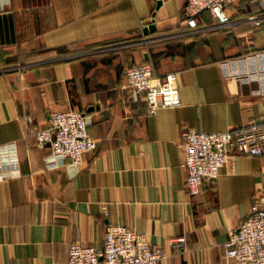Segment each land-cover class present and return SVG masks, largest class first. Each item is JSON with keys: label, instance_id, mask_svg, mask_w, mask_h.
Listing matches in <instances>:
<instances>
[{"label": "crops", "instance_id": "0c3cea01", "mask_svg": "<svg viewBox=\"0 0 264 264\" xmlns=\"http://www.w3.org/2000/svg\"><path fill=\"white\" fill-rule=\"evenodd\" d=\"M158 1L0 0V146L16 147L0 181V264H67L71 245L101 250L109 224L163 249L160 264H234L225 243L255 202L264 205V156L228 163L191 197L180 145L185 130L264 123L259 84L222 71L264 50V25L245 21L262 5L238 0L225 7L230 24L207 31V12L191 30L186 0ZM142 62L152 84L176 75L179 107L149 114L131 100L122 71ZM69 110L90 116L96 150L78 168L49 170V145H36L24 119L46 129ZM179 237L175 250L168 241Z\"/></svg>", "mask_w": 264, "mask_h": 264}, {"label": "built area", "instance_id": "2783aa9c", "mask_svg": "<svg viewBox=\"0 0 264 264\" xmlns=\"http://www.w3.org/2000/svg\"><path fill=\"white\" fill-rule=\"evenodd\" d=\"M238 0H186V27L196 30L198 17L207 12L215 25L207 31L227 27L230 19L225 7ZM262 10L245 18L246 23L264 25V0H258ZM140 27H146L144 21ZM226 78H237L244 84H259L255 93L264 95V50L223 66ZM125 89L132 101L146 102L148 113L172 109L181 105L174 73L165 77L161 84H152V69L142 62L123 68ZM91 118L76 110L56 113L52 125L38 129L28 116L24 124L30 128L40 148L49 145L45 166L55 170L68 164L78 168L83 157L96 150V142L88 135ZM181 166L186 171L185 188L189 196L202 192L205 184H214L219 171L228 163L232 166L240 157L264 156V123L252 121L224 132L205 133L185 130L182 133ZM15 144L0 146V181L10 178L9 169L16 163ZM106 214V213H105ZM169 246L181 250L184 237L170 239ZM168 255L161 248L148 244L145 235L121 224H109L105 230L103 248L85 247L78 244L68 249L67 264H160ZM225 257L234 264H264V205L255 202L248 215L230 231L225 243Z\"/></svg>", "mask_w": 264, "mask_h": 264}, {"label": "water", "instance_id": "95a60500", "mask_svg": "<svg viewBox=\"0 0 264 264\" xmlns=\"http://www.w3.org/2000/svg\"><path fill=\"white\" fill-rule=\"evenodd\" d=\"M161 5V0H159L158 1V3H157V6L159 7ZM149 30H150V32H154L155 31V25H151L150 27H149Z\"/></svg>", "mask_w": 264, "mask_h": 264}]
</instances>
